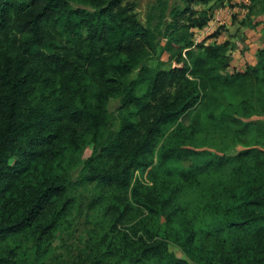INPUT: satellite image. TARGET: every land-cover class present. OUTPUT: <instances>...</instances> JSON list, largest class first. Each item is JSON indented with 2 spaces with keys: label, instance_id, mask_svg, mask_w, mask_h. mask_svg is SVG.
<instances>
[{
  "label": "trees",
  "instance_id": "1",
  "mask_svg": "<svg viewBox=\"0 0 264 264\" xmlns=\"http://www.w3.org/2000/svg\"><path fill=\"white\" fill-rule=\"evenodd\" d=\"M136 1L0 0V264H40L84 185L121 192L115 229L134 218L133 202L142 211L130 228L137 241L120 233L111 257L71 264H264V150L201 147L198 127L179 124L204 109L214 127L241 123L264 138V122L210 110L222 89L242 98L244 117L256 106L264 114V49L245 73L223 75V47L195 42L211 16L193 5L210 0H186L167 23L159 0L152 18L163 32L143 25ZM161 35L167 70L146 65ZM117 98L121 122L107 136ZM89 146L76 164L72 153ZM23 237L34 243L31 262L17 252Z\"/></svg>",
  "mask_w": 264,
  "mask_h": 264
},
{
  "label": "rangeland",
  "instance_id": "2",
  "mask_svg": "<svg viewBox=\"0 0 264 264\" xmlns=\"http://www.w3.org/2000/svg\"><path fill=\"white\" fill-rule=\"evenodd\" d=\"M164 6L162 11L166 14L164 22L170 20V13L173 9H185L186 0H162ZM136 13L138 19L143 25L152 28L160 27V20L157 17L161 14L159 0H137ZM193 8L199 13L207 12L211 16V21L204 29L196 30L198 36L196 43L204 41L205 46H222L223 51L218 62L220 73L236 74L245 73L250 67L258 63V54L264 49V0L253 2L252 0H210L205 4H194ZM263 24L258 25L257 23ZM159 23V24H158ZM212 24V25H210ZM217 33V36H212ZM167 39L159 37V46L155 54L146 62L152 69L167 70L171 65V52L167 50ZM177 50V45H174ZM138 71L134 73L130 80L137 79ZM257 88V87H256ZM261 92L264 93V83L260 85ZM146 92V86L140 85L137 95L142 96ZM255 95L259 97L258 91ZM238 95V94H237ZM234 92L226 90H217L214 93L216 101L213 108L218 110L217 116L228 113L235 119L244 123L255 120L264 122V114L260 113L261 108H256L251 112L250 118L244 117L242 112V98ZM121 104L120 98L112 99L108 105L110 114V124L106 130V135H112L118 130L121 122ZM200 112V113H199ZM198 114L194 112L191 115H185L179 124L184 129L190 130L193 126L198 127L200 133L197 138L200 139L201 147L218 148L225 150L226 153L235 152L246 148H259L264 150V138L259 136L256 131H243L242 124H222L220 128L211 125L208 114L204 109L199 110ZM221 117V118H222ZM223 119V118H222ZM177 126L172 127V129ZM234 127V128H232ZM233 129V130H232ZM244 132V133H242ZM239 133V134H238ZM209 149V148H207ZM91 147H86L82 151L72 153L74 162L84 161L91 155ZM157 161V158H154ZM79 171V169H77ZM76 171V172H77ZM139 179L141 183H148L147 173H136L135 180ZM121 194L116 189L104 188L97 185L79 186L72 190L74 198V207L69 215L61 221L60 227L54 232L53 236L47 242L48 253L41 259L40 264H71L73 262H88L97 259H107L111 257L108 248L111 243L119 241L120 233L130 235V228L136 226L139 222V214L142 211L141 205L134 203L138 209L133 219L127 221L124 225H119L117 229L113 228V218L111 207L115 202V197ZM140 236H146L140 232ZM15 244V243H14ZM17 252L20 257H25L31 262L36 251L33 248L34 243H30L25 237L16 242ZM46 246V247H47ZM172 250L182 256V253L172 247Z\"/></svg>",
  "mask_w": 264,
  "mask_h": 264
},
{
  "label": "built area",
  "instance_id": "3",
  "mask_svg": "<svg viewBox=\"0 0 264 264\" xmlns=\"http://www.w3.org/2000/svg\"><path fill=\"white\" fill-rule=\"evenodd\" d=\"M209 25V24H208ZM210 25H212V24H210Z\"/></svg>",
  "mask_w": 264,
  "mask_h": 264
}]
</instances>
